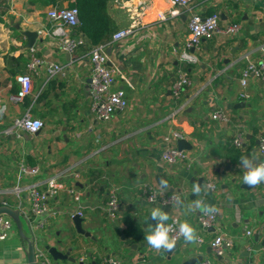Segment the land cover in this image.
<instances>
[{
  "label": "crops",
  "instance_id": "0c3cea01",
  "mask_svg": "<svg viewBox=\"0 0 264 264\" xmlns=\"http://www.w3.org/2000/svg\"><path fill=\"white\" fill-rule=\"evenodd\" d=\"M58 5L70 6V1ZM51 6L0 0V205L21 210L24 232L39 246L62 240L59 247L64 251L73 247L77 262L59 264H81L82 255L84 264H104L109 257L121 264H169L163 249H153L146 237L160 225L166 228L172 216L192 229L193 239L183 237L181 246L204 259L224 264L211 247V240L224 232L236 237L224 258L232 253V264H264L263 252L249 254L246 247L251 241L256 248L263 245L264 181L251 188L244 179L235 180L236 171L245 175L260 161L264 80L254 77L244 87L240 77L247 56L255 60L262 56L264 0H195L189 8L177 7L171 0H110L116 31L131 27L133 33L97 45L104 47L115 71L113 88H123L128 98V107L107 121L97 119L90 109V54L97 46H86L87 40L74 53L61 49L48 16ZM214 12L220 14L221 26L237 22L241 32L236 37L216 33L204 38L192 50L198 62H182L191 17ZM25 31L38 32L33 46L38 57L60 63L65 70L50 75L45 65L38 67L31 73L32 94L13 102L12 95L20 89L16 76L28 71L32 55ZM181 67L187 68L192 83L176 101L171 87ZM244 92L249 96L244 97ZM218 109L228 112L232 122L213 119ZM27 113L44 121L40 131L20 130V136L4 132ZM173 129L186 133L193 145L191 169L182 162L162 160L163 138ZM236 130L243 134L241 146L233 143ZM21 162L38 165L41 173L19 177ZM51 178L78 186L83 195L76 202L62 191L51 199L44 214L49 224L39 228L32 220L28 191L32 185L44 187ZM208 178L218 187L203 196ZM145 183L179 192L181 198L171 206L150 203L142 191ZM112 189H118L120 200L115 219L105 212ZM79 206L85 209L83 225L91 236L79 233L69 216ZM206 206L220 209L216 227L203 229L199 223ZM154 211L168 218L153 219ZM248 230L253 236L246 234ZM27 248L14 224L10 235L0 241V264H25Z\"/></svg>",
  "mask_w": 264,
  "mask_h": 264
},
{
  "label": "built area",
  "instance_id": "2783aa9c",
  "mask_svg": "<svg viewBox=\"0 0 264 264\" xmlns=\"http://www.w3.org/2000/svg\"><path fill=\"white\" fill-rule=\"evenodd\" d=\"M171 2L180 8H189L195 2V0H171ZM49 18L54 22L52 32L58 37L59 45L61 49L66 52L74 53L77 49L87 43V39L80 34H77L74 30L79 25L78 9L71 6L53 5L48 10ZM242 29L240 23H230L226 26L220 25V14L217 12L211 13L207 16L193 15L189 21V36L186 41V49L181 53V61L185 63L198 62V56L192 51L199 47L201 41L204 38H210L216 33H223L231 37H236ZM133 29L131 27L122 28L113 34L114 40H122L132 35ZM32 55L29 59L27 69L25 73L18 74L16 76L17 81L20 84V89L16 94L12 95L11 100L13 102L23 101L26 97L32 94L33 80L31 73L35 72L38 67L46 66L50 75H56L62 73L65 70V66L57 63L46 61L35 54V48H31ZM261 59L255 60L250 56L246 57L247 63L241 70L240 82L242 86L246 87L252 78H258L264 80V46L261 50ZM92 63L91 74V100L90 109L99 120L107 121L113 117L118 111H123L128 107V98L126 91L123 88H113L115 82V71L108 65V55L105 52L103 46L95 47L90 54ZM192 83L191 75L186 67L178 69L177 76L172 84L171 92L176 101H180L185 89ZM244 97L249 95L244 92ZM212 118L220 121L221 123L228 124L232 122V116L221 109L215 110L212 114ZM45 123L40 118H35L30 113L25 114L22 117L14 119L13 123L5 129L7 135L16 134L20 136V130H26L31 133L40 131L44 127ZM179 139L187 140V134L181 130L173 129L163 138L164 148L162 151V160L168 164H175L182 162L185 164L186 169H191L193 164V158L191 152L186 149H180L177 146ZM234 145L241 146L243 143V134L241 130H236L235 137L233 139ZM259 153L260 161L259 165L264 164V135L259 138ZM258 165V166H259ZM41 169L38 165H30L25 162H21L19 165V177H32L39 175ZM80 178V175H76ZM218 185L210 178L205 183V192L217 189ZM62 191H67L73 200L79 202L82 197V192L76 185H66L64 182L58 181L55 178L49 179L44 187L32 185L29 187L28 198L30 202V212L32 213V220L38 224L39 228H44L49 224V216L44 215L49 211L48 202L51 199L58 197ZM143 194L145 199L153 204L160 203L162 205L169 204L174 205L179 202L181 193L165 192L158 185L145 183L143 185ZM120 211V200L118 196V189H112L110 197L106 203L105 212L110 219H115ZM76 215L85 217V209L79 206L76 210L70 213V218L73 219ZM220 215V209L216 207H204L199 216V223L203 229L213 228L218 225V218ZM185 224L177 216H172V219L167 223L166 229L169 230V238L175 241H180L185 235L181 232V225ZM14 226L13 220L5 215H0V241L6 239ZM248 236H253L251 230L246 233ZM236 237L224 232H219L212 240L211 247L217 255H223L227 248L234 246ZM203 242V239H199ZM247 250L251 251V254L255 252L264 253V245L262 247L254 249V243L251 241L247 245ZM36 261L37 264H54L49 252L45 247L37 245L36 247ZM80 262L85 263V257L82 255L79 259ZM119 259L109 257L104 264H121ZM26 264V263H25ZM88 264H92L91 262ZM201 264H214L209 258L203 260ZM249 264H254L250 262Z\"/></svg>",
  "mask_w": 264,
  "mask_h": 264
},
{
  "label": "water",
  "instance_id": "95a60500",
  "mask_svg": "<svg viewBox=\"0 0 264 264\" xmlns=\"http://www.w3.org/2000/svg\"><path fill=\"white\" fill-rule=\"evenodd\" d=\"M24 35L27 36V44L26 47L32 48L35 44L36 39L38 38V32L37 31H25ZM177 146L180 149H188L191 150L193 148V145L191 142L185 139H179L177 141ZM236 179H244V174L242 171H236ZM205 181L204 178L200 179L198 181L199 186H202L203 182ZM251 188H254V185H248ZM169 205V204H167ZM171 206V205H169ZM5 214L9 216L16 227L19 230V233L21 237L28 243V248H27V261L26 264H37L36 261V247H37V242L35 241L34 237L30 238L28 235L25 234L24 232V226H23V221H22V212L20 209H15L13 207H10L6 204L0 205V215ZM84 218L80 217L79 215H76L73 218L74 225L77 229V231L83 235L86 236H91V233L84 227L83 225ZM258 235H256L257 237ZM258 239V237H257ZM264 245V241L262 242ZM63 241L59 240L57 244L51 245L49 243L45 244L46 250L49 252L52 260L55 262L54 264H59V261L67 260L72 263L77 262V258L74 257L71 252L73 251V247H70L66 251L61 249L59 246H62ZM258 248V247H257ZM256 249V247H254ZM192 249L189 248H183L180 244L179 241H176L174 247L172 249H163V252L167 254V259L169 261V264H201L204 260V255L197 252V251H190ZM249 254H251V251H249ZM220 261H222L224 264H232V253L229 254L227 258H224V256L220 255L217 256ZM80 262V261H79ZM81 264H84L81 262ZM93 264H96L93 263Z\"/></svg>",
  "mask_w": 264,
  "mask_h": 264
},
{
  "label": "trees",
  "instance_id": "16d2710c",
  "mask_svg": "<svg viewBox=\"0 0 264 264\" xmlns=\"http://www.w3.org/2000/svg\"><path fill=\"white\" fill-rule=\"evenodd\" d=\"M42 4L57 5L64 0H32ZM78 9L79 25L74 30L88 40L86 46L105 43L116 31V24L109 13L110 0H68ZM1 15V14H0ZM3 19L0 17V21Z\"/></svg>",
  "mask_w": 264,
  "mask_h": 264
},
{
  "label": "clouds",
  "instance_id": "9594fccd",
  "mask_svg": "<svg viewBox=\"0 0 264 264\" xmlns=\"http://www.w3.org/2000/svg\"><path fill=\"white\" fill-rule=\"evenodd\" d=\"M245 163H248V161L245 160ZM261 181H264V164L250 168L244 176V183L248 185H258ZM157 217L161 220L168 218L165 214L158 211L152 212V218L155 219ZM181 232L189 240L193 239L191 235L192 229L189 228L187 224L181 225ZM146 240L148 244L156 250L165 248L170 250L176 243L174 239L169 238V230L164 228L162 225L158 226L154 233L148 235Z\"/></svg>",
  "mask_w": 264,
  "mask_h": 264
}]
</instances>
